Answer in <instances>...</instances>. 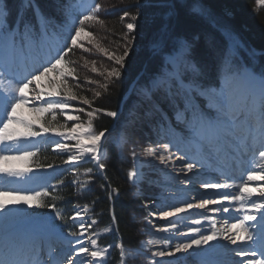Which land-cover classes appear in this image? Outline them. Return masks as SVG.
Here are the masks:
<instances>
[{"label": "snow or ice", "instance_id": "obj_1", "mask_svg": "<svg viewBox=\"0 0 264 264\" xmlns=\"http://www.w3.org/2000/svg\"><path fill=\"white\" fill-rule=\"evenodd\" d=\"M0 5H2L0 7V52L4 53L9 61L14 62L17 58L23 57L32 66L28 75L16 81L15 86L10 85L0 89V103L4 106V113L0 116V176L15 180L29 179L32 171L30 168L10 167L7 166L6 162L24 160L35 156L36 152L22 150L15 152V154L8 153H13V145L44 139L49 133L60 138L54 144V149L61 153H69L65 164L90 159L95 168L103 173L107 167L103 162V156L106 150L104 141L107 139L108 130L95 131L92 123L93 116L95 113L103 111L109 117L118 118L119 113L117 111L94 108L86 113L88 121L85 126L78 114H71L66 109L73 107L70 101L79 99L83 105L89 107H91L92 102L85 97H78L74 94L65 79L61 83L67 91L55 94L57 96L62 95V99L43 100L40 106L34 105L32 109L40 113H51L53 121L56 120L54 110L58 109L59 114L65 118L63 124L54 126L52 122H46L41 124L37 130L31 122L16 117L17 107L29 103L26 99L25 89L34 81H39L42 76L57 71V66L66 60L67 54L74 48L84 47L83 44L79 43L81 34L91 36L90 32L85 31L84 25L89 21L103 24V21L98 20L96 15L101 11L102 6L95 4L94 8L86 14H77L74 12L75 5L62 2L60 7L64 12L65 19L61 25L57 26L53 24L51 18L38 12L34 0H18L15 11L8 7L7 0H0ZM134 6L138 9L137 13L130 14L128 11H124L120 19L124 21L125 17L130 16L131 21L135 22L140 18L143 10L149 11L153 28L151 50L152 54L159 59L160 66L148 78H141L143 84L133 91H137L148 102L149 109L145 114L149 117H156V123L161 130H170L172 124L168 113L161 105L166 106L175 115L178 123L183 125L179 137L173 136L168 143H163L157 147H147L141 154L146 157L158 158L160 164L168 168L170 166L169 160L172 157L170 144L173 143V140L177 145L180 143L196 145L197 154L202 156L205 153L211 155L212 149L224 144H236L238 150L242 144L244 150L247 151V141L251 139L253 145H259L258 149L252 148L253 153L258 150L259 158L264 161V64H258L255 60L251 65L239 63L237 49L240 45L237 41L232 40L229 47L220 56L216 84H206L203 79V70L192 58L193 42L178 36L176 33L181 7L180 0H137ZM29 10L32 12V17L28 15ZM192 10L198 11L201 15H207L203 8L194 6ZM126 28L127 32L124 33L126 42L122 54L106 52L108 59L113 61L114 65L110 70H107L106 77V80H111L112 83L123 80L127 68V58L135 46L134 31L137 25L130 22L126 24ZM53 34L57 37L54 41L52 40ZM85 51H89V49H85ZM250 55L254 56L255 53L252 52ZM75 73L76 69L69 67L66 72L60 71L59 75L61 77L71 76L73 80H76ZM90 83H96V81H90ZM101 87L107 90L108 84L101 85ZM100 94V92L95 93L96 96H100ZM36 100H42V97L37 95ZM75 111L79 113L85 110L80 107L76 108ZM68 121L75 123L67 128ZM13 124L22 125L24 131L13 129L11 127ZM65 128H67L66 132L61 131ZM70 140H75L76 143L69 145L66 142H61ZM237 141L240 143L237 144ZM160 148L163 149V152H159ZM73 149H75L74 153ZM177 150L182 152L177 157V161L181 163L184 178L172 176L171 173H166V175L172 181L179 180L182 185L192 184L195 177L199 175L194 169L200 167L201 162L195 157L190 161L186 152H183L179 147ZM141 154L136 151L131 152L134 165L133 169L127 172V179L130 182L135 183L141 178V171L135 167V161L139 159ZM47 167L53 166L48 165ZM171 167L174 168L175 164H172ZM93 172V168H88L84 175L88 176L89 179L83 181L74 179L71 183L78 185L81 191H85L92 182ZM73 174L78 176L75 167H73ZM256 179L264 180V175L249 171L247 181L239 186L240 194L236 195L230 194L233 185L229 183L201 182L202 188L216 190L220 199L197 197L199 199L197 204L185 201L181 207L171 206V210L161 211L162 218L176 217L177 214L188 213V210L193 208L203 209L205 212L228 213L232 202L235 201L240 204V208L235 209V211L237 213L242 212L243 215L233 217L235 222L230 225H227L226 220L219 233L215 229V223H213V231L207 235L201 232L200 226H202V220L211 222L213 217L202 215L201 219L193 218L191 225L197 227L189 226L187 234L200 233L199 239L194 238V235L190 236L186 242L177 243L170 251L159 250L153 252L152 256L172 257L176 253L188 252L193 246L200 247L202 244H207L208 241L216 239L219 234L223 239L236 246L230 251L234 252L235 256L240 257L241 260L233 262V264H264V188H261L260 195L256 199H252L251 190L247 187L248 181ZM62 183L63 181H58V184ZM101 188L106 189V186L101 184ZM113 193L118 195V189L112 188L108 192L109 200L114 198ZM48 194L47 189L25 194L19 189L0 188V197H16L12 203H18L22 200L25 204H29L31 199ZM221 201H228V204H222ZM208 205H213V207L209 208ZM38 206L55 209V205L43 204ZM5 208V203L0 200V211L5 210ZM88 211L89 207L85 204L68 218L73 221L74 225H78L80 231L78 233L69 232L68 235L74 239L64 238L66 247L62 255H53L55 249L50 248L48 258L43 260V247L33 244L27 253V258H24V254L6 252L0 254V264H64L65 260L67 264H106V254L113 247L119 249L120 264H126L128 259L146 256V253L141 252V249L145 247L143 243H141L140 248L136 249H126L122 242H117L114 246L109 244L100 248L97 245V240L92 238L98 235L96 232L87 237L88 243L91 245L89 248L84 242L85 233L97 221L93 219L91 224L84 222V214ZM153 214L149 213L150 216ZM57 219H63L60 212H57ZM112 220L115 223L114 214ZM176 229L177 224L169 221L168 226L163 231L169 232ZM104 231L109 232L111 229L105 228ZM171 239L172 237L169 236L162 241L165 248L169 247ZM153 243L152 240L147 242L148 245ZM88 257L91 259H87ZM148 264H160V261H149Z\"/></svg>", "mask_w": 264, "mask_h": 264}, {"label": "trees", "instance_id": "obj_2", "mask_svg": "<svg viewBox=\"0 0 264 264\" xmlns=\"http://www.w3.org/2000/svg\"><path fill=\"white\" fill-rule=\"evenodd\" d=\"M65 1L34 0V3L40 14L58 22L63 21L60 5ZM255 1L180 0L181 7L176 33L193 42L192 58L203 70V79L206 84H216L220 56L228 48L222 31L234 34L243 44L245 50L237 53L239 63L251 65L255 60L258 64H264V6L257 8ZM136 2L137 0H94V6L95 4L102 6L101 11L96 15L98 20L103 21V24L89 21L84 25L85 31L91 33V51L88 54L83 52L82 54L81 51L74 48L67 54L65 60L77 65L83 63L84 60L91 61L95 67H103L104 72L110 70L106 52L122 54L126 42L124 37V33L127 32L126 24L131 22L137 25L134 31L135 46L127 58V68L123 80L112 83L111 80H106L107 76L94 78L97 82L95 88L97 92L101 93L100 96L92 95L89 91H83L81 88L76 92L77 96L85 97L92 102L91 107L86 105L87 111L100 108L119 113L118 118L109 117L103 111L95 113L93 116L92 123L95 131L110 130L113 127L104 141L106 150L103 162L107 165L105 171L97 174L94 170L92 182L83 192L75 190L72 181H70L72 176L65 171L57 180V183L58 181H63V183L57 184V188L51 190L46 197L41 198L39 204L32 209L34 213L45 219L48 218L50 221L53 218L49 219L48 215L60 212L63 219H57L55 216V220L52 222L56 226L65 227L71 225L68 218L72 216L75 207L87 204L92 209V215L97 217L98 229H104L111 225L110 215L112 212V215L114 214L116 217V231L100 235L98 243L101 246L117 243L120 238L125 248H135L142 238L138 224L134 223L132 217L137 218L142 215L141 205L147 202V199H139L135 196L134 186L127 179V172L133 167L130 147L134 145L133 139L139 142L144 138L141 133L149 131L150 126L156 124L157 118L147 116L144 120L141 119V116L148 111L149 104L133 89H138L139 85L143 84L141 78L146 79L159 69L160 61L152 54L151 50L153 28L149 11L143 10L140 18L135 22L131 21L130 16L125 17L124 21L120 19L124 11H128L130 14L137 13L138 9L134 6ZM7 3L8 7L15 11L18 0H7ZM194 6L205 9L207 15H201L198 11L194 12L192 10ZM28 15L32 17L31 10ZM252 52L255 53L254 56L250 55ZM77 73H81V70ZM83 73L90 76L89 72L85 70L81 73V77L84 75ZM106 83L108 84L107 90L101 87ZM133 83L132 92L125 98ZM161 107L171 118L173 113L166 106L161 105ZM133 111L136 112V123L134 122V127L131 128L130 124L126 125L125 120L127 115ZM64 160V156H58L48 148L30 157L29 164L31 168H42L48 165H60ZM88 168H93L90 163L77 166L78 170ZM84 179H89V177L84 176ZM101 184H104L106 189L101 188ZM112 188L118 189V195L113 193L114 198L109 200L108 192ZM43 204L55 205V209L38 206ZM118 261V251L113 248L110 264H117Z\"/></svg>", "mask_w": 264, "mask_h": 264}, {"label": "rangeland", "instance_id": "obj_3", "mask_svg": "<svg viewBox=\"0 0 264 264\" xmlns=\"http://www.w3.org/2000/svg\"><path fill=\"white\" fill-rule=\"evenodd\" d=\"M65 3H70L75 5L74 12L77 14H86L88 11H91L93 8V2L92 0H67ZM255 6L257 8H260L264 6V0H256ZM62 14L64 16V12L62 11ZM65 19V16H64ZM54 25H61L64 21L61 22H54L52 20ZM78 23V21H77ZM74 32V29H73ZM223 36L225 37L228 47L231 44L232 40H235L239 43L240 47L237 49V53L241 52L242 50H245L243 47V44L238 40L237 36L231 33H227L226 31H222ZM57 37L53 34L52 40L54 41ZM63 43V41H61ZM79 43L83 44L84 47H76L78 51H81V53L88 54L91 51V39L90 36L81 34V37L79 38ZM90 46V48H89ZM85 49H89V51H85ZM82 53V54H83ZM249 56V54H247ZM108 59V56H106V60ZM17 61V62H16ZM108 66L111 68L113 67V61L109 60ZM12 62V63H11ZM9 61V59L5 56L4 53L0 52V89L5 88L6 86H15V80L18 78L20 71H18V68L15 66L16 63L23 64L24 68H26L30 62L23 57L17 58L14 62ZM90 62V63H89ZM86 62L85 60L83 63H79V65L75 63H69L68 61H64L61 65L57 66V71L50 72L46 74L45 76H42L39 81H34L29 87L26 89V99L29 101L28 104H23L17 107L16 109V117L26 121L31 122L37 130H39L41 124H45L46 122H52V124L58 125L63 124L65 122V118L63 115L59 114V110H54L56 112V120H52L51 113H40L33 111V106H40L42 104L43 100H58L62 99L63 96H57L56 93H63L67 91L61 83L62 80H67V83L69 87H71L74 94H76L77 89L83 90V91H89L92 93V95H95L97 92L95 86L96 83H90V81H96L94 78L107 76V71L104 72V68L101 66H94L91 61ZM69 67H74L76 69V72L81 73L87 70L90 74V76H86L85 73L81 77V73H75L77 76L76 80H73L71 76L61 77L59 75L60 71H67ZM105 67V66H104ZM93 68H95V71H93ZM85 69V70H84ZM25 70V69H24ZM84 70V71H83ZM79 85V87H77ZM81 88V89H80ZM52 94V95H49ZM39 95L42 97V100H36V96ZM77 95V94H76ZM79 97V96H78ZM70 104L73 106L70 109H66L67 112L71 114H78L81 118V122H83L85 125H87L88 117L86 113L88 112L86 109V105H83L82 102L78 99L76 101H70ZM84 108V112L77 113L75 111L76 108ZM28 109L34 114L33 117H29L27 114ZM10 110V106H9ZM26 110V111H25ZM147 112V111H146ZM145 112V113H146ZM4 113V106L2 103H0V116H2ZM144 118H147V115L144 114L141 116V119L144 120ZM136 119V112H130L127 115V119L125 120L126 125L130 124L131 128L134 127V122ZM172 124L171 129H165L161 130L159 125L156 127L150 126L149 131L146 130L141 133V135L144 137L143 139H140L139 142L136 141V139L132 140L134 142V145L130 147L131 152L136 151L138 154H141L143 150L147 147H157L158 145H162L163 143H168L170 139L173 138V136L179 137L182 133L183 125L179 124L176 120L175 115H173L172 118H170ZM75 123L74 121H68L67 122V128H70L72 124ZM136 123V122H135ZM135 126H137L135 124ZM13 129H17L20 131H24V128L22 125L13 124L11 125ZM67 128L61 129V131H67ZM138 134V133H137ZM56 137L54 134L49 133L46 134L44 139H37L33 141H25L21 142L19 145H13V153L8 154H15L17 151L22 150H30L35 151L36 153L39 150L45 149L49 147L52 152L59 156H65L68 158L69 153H61L59 150L54 149V140ZM50 140L53 142H50ZM137 142V143H136ZM69 145H74L76 141H67ZM181 148L183 152H186L189 156V160L193 157L200 160L201 166L194 169L195 172L199 173L197 177H195L192 184L189 185H182L179 183V180L172 181L169 176L166 175V173H171L172 176H179L180 178H184V172L181 169V163L177 161V157H179L182 152L178 151L177 149ZM170 151L172 153V157L169 160V167L165 168L164 165L160 164V161L158 158L154 157H146L144 155H139V159L135 161V167L141 171V178L138 179L135 183L130 182L134 186V195L137 196L139 199H147V202H144L142 207V215L140 217H132L134 223L138 224V230L140 231L141 235V241L139 245L133 249L140 248L141 243L145 245L144 248L141 249V252L146 253V256H140L136 259H128L126 264H148L149 261H160V264H179L182 262L186 264H197L192 259L201 253L207 252L208 247H205L203 244L200 247L193 246L192 249H189L188 252H181L176 253L174 256H152L153 252H156L154 249L155 244L160 246V250L170 251L172 248L175 247V245L179 242H186L190 236L194 235V238L199 239L200 233L196 234H187V229L189 226H191V219H201L202 215L211 216L213 217V220L210 222L208 220H202V226L201 232L203 234H211L213 231V223H215V229L219 233L222 229V226L225 225V221L227 220V225H230L231 223H234L235 220L233 217H235V209L240 205L238 202L233 201L230 207V211L228 213H212V212H205L203 209L199 208H193L189 209L188 213L183 214H177L176 217H167L162 218L160 215L161 211H169L171 210V206L175 207H181L187 202H192L193 204L199 203V199L197 197L202 198H213V199H220L218 193L215 192H203L201 190V182H203V179H198L199 177L203 176L204 174H214V171L212 169H209L207 166L203 165V162L207 161L209 156L207 153L201 155L197 154V146L194 144L189 143H180L179 145L176 144L175 140H173V143L170 144ZM75 152V149H73V153ZM159 152H163V149L160 148ZM159 154V153H158ZM167 155V154H165ZM255 155L259 158V152L258 150L255 152ZM131 156V153H130ZM132 157V156H131ZM260 159V158H259ZM30 157L24 159V160H9L6 162L7 166L10 167H20V168H30ZM133 160V158H132ZM90 163L94 170L99 172L97 168H95V165L90 161V159H86L85 161L81 162H70L68 164H62V165H55L51 168L49 167H42V168H30L32 171L30 173V178L25 180H15L10 179L6 177L0 176V188H14L19 189L22 193L30 194L32 192H39L42 189L52 190L57 188V180L59 175H63L65 171H67L68 174H71L70 181H73L74 179H79L81 181L84 179V173L86 170L81 171L77 170V175L73 174V170H70V167H75L79 164H85ZM134 163V162H133ZM172 164H175V167H171ZM255 165V162H254ZM259 166V167H258ZM254 168L258 169V172L260 175H264V171H261V169H264V161L260 159V165L258 161V165L254 166ZM191 175V174H189ZM205 176V175H204ZM216 176V174H215ZM213 179V178H212ZM216 179H219L217 176ZM211 181V180H210ZM257 183L255 184L256 190L258 191L260 195L261 188H264V180L257 179ZM206 182V181H204ZM214 182H219L218 180H214ZM222 183V182H219ZM77 192H83L79 189L78 185H73ZM88 187V186H87ZM200 187V188H198ZM248 187V185H247ZM258 188V189H257ZM210 190V189H209ZM45 196L35 197L30 200L29 204H25L22 200L18 203H12L13 200L16 199L14 196H4L0 197V200H2L6 208L5 210L0 211V237H5L8 232H6L10 226L13 224H16L21 221L26 220H36L38 217L34 212H32V209L39 204L41 198H44ZM222 204L227 205L228 201H221ZM84 205H79L75 208L74 212L82 208ZM209 208L213 207V205H208ZM92 209L89 207V211L84 214V222L86 224H91L92 220L95 219L98 223L97 217L92 215L91 213ZM154 213L153 215H149V213ZM237 214V213H236ZM53 215V216H52ZM52 215H48L49 219L55 220V216L57 214L52 213ZM224 215H227L228 217H223ZM111 219H112V212H111ZM147 218V219H145ZM48 219V218H47ZM37 221L41 222L37 219ZM49 221V220H48ZM151 221V222H149ZM169 221L177 224V229L175 231H169L164 232L163 229L168 226ZM72 225L67 226V233H64L60 229H56L58 231L59 238L56 240L57 243L59 241L64 242V238L68 239H74L73 237H70L68 234L69 232L73 231V227H78V225H74L73 221L71 220ZM92 226L88 230L87 233H85L84 242L86 245H89L87 237L91 236L93 232L98 233V235L93 236L92 238L98 239L99 235L104 233H110L114 232L115 226L113 223H111L110 226L106 228H110L111 231L105 232L104 229L98 230L96 228V225ZM206 223V224H205ZM43 226H47L46 223L43 222ZM197 227V226H192ZM80 231V229L77 231V233ZM187 234V235H185ZM235 235V233H233ZM171 236L172 239L170 241L169 247L165 248L162 241ZM149 240L154 241L153 244L148 245L147 242ZM156 241H159V243H156ZM211 243H220L218 251H214L212 253L206 254L209 259H212L216 264H233V262H239V257L235 256L234 252H231V247L234 246L230 242L226 241L224 242V239L221 237V235H217V238L212 240ZM227 244V245H226ZM98 245V244H97ZM227 246V247H226ZM101 248V247H100ZM64 247L61 249H58L57 251L60 253V255L63 254ZM112 249V248H111ZM109 250V252L106 254V264L111 260V252L112 250ZM128 249V248H126ZM62 253V254H61ZM199 253V254H198ZM246 259V258H245ZM170 260V261H168ZM172 261V262H171Z\"/></svg>", "mask_w": 264, "mask_h": 264}, {"label": "bare ground", "instance_id": "obj_4", "mask_svg": "<svg viewBox=\"0 0 264 264\" xmlns=\"http://www.w3.org/2000/svg\"><path fill=\"white\" fill-rule=\"evenodd\" d=\"M25 91H26V89H25ZM27 114L29 117L34 116V114L30 111V109H28ZM57 140H60V138H56L54 140L55 141L54 143H56ZM70 141H73V140H70ZM61 142H67V141H61ZM85 143H87V142L85 141ZM232 147H233L234 152H235L234 158L236 159V153L239 152L240 149L239 150L237 149L236 144H232ZM240 148H241V146H240ZM235 163H236V165H238V160H236ZM257 165H258V160L255 161L254 166H257ZM198 179H203L204 181L209 182V177L206 175L205 176L203 175V176H201V178L199 177ZM256 180L247 182L248 188L251 190V193H252V199H256L259 196V193L255 187V184L257 183ZM198 188H200V187H198ZM201 190H203V192H208V191L213 192L214 191L213 189L209 190V189H204V188H201ZM223 217H228V216L224 215ZM191 226H194V225H191ZM8 231H9V236H10V238L7 237L9 240V243H10L9 248L12 249L11 253H13V254H22L21 250H25L26 245L28 246L31 243V239L36 235L45 234L46 236H52V232H50L49 229L45 230L43 228V225H41L39 222H36L34 220L33 221L32 220H26V221H22V222L13 224L12 226H10V228L6 232H8ZM226 241L227 240L224 239L225 243H226ZM4 242H5V240L3 238H0V244H3ZM211 242H212V240L208 241L207 244H203L205 247H208L207 252L205 251L204 253H201L200 255L194 257L192 260L198 264H216L212 259H209V257L206 254L220 250L219 249L220 243H211ZM57 246H64V244L62 243V244H59ZM87 246L89 248H91L90 244ZM234 247H236V246L234 245L231 248H234ZM154 249L156 251H159L160 246L155 244ZM81 258H83V257H81ZM245 258H247V257H245ZM87 259H91V258L88 257ZM238 260H241V258L239 257ZM168 261H170V260H168ZM65 262H66V260L64 261V263ZM179 264H181V263H179ZM182 264H186V263L182 262Z\"/></svg>", "mask_w": 264, "mask_h": 264}, {"label": "water", "instance_id": "obj_5", "mask_svg": "<svg viewBox=\"0 0 264 264\" xmlns=\"http://www.w3.org/2000/svg\"><path fill=\"white\" fill-rule=\"evenodd\" d=\"M108 133V132H107ZM103 139V138H102Z\"/></svg>", "mask_w": 264, "mask_h": 264}]
</instances>
